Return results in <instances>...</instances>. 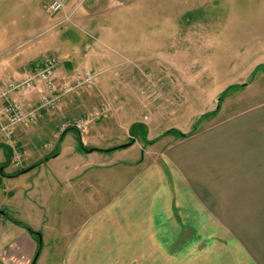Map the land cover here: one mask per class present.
Here are the masks:
<instances>
[{
	"label": "rangeland",
	"instance_id": "374dc122",
	"mask_svg": "<svg viewBox=\"0 0 264 264\" xmlns=\"http://www.w3.org/2000/svg\"><path fill=\"white\" fill-rule=\"evenodd\" d=\"M49 2L0 0V74L17 64L34 68L56 57L58 67L71 63L78 76L91 72L96 79L95 84L71 93L78 103L75 106L70 101L69 113L63 112L64 98L54 111L44 118L41 115L37 124L26 129L33 136L28 143L31 153L40 148L48 151L47 146L52 145L49 138H42L49 134L45 122L52 121L54 128L62 124L76 127L77 123L87 124L82 119L87 116L100 126L119 130L118 136L115 131L106 132V139L105 133L99 137L104 148L131 144L111 152L113 162H142L145 155L151 159L154 144L164 136L194 132L228 112L264 103V0H69L58 14L45 9ZM68 11L74 14H66ZM190 20L196 28L186 31ZM199 23L212 27L214 35L208 43L214 45L206 46L200 40L204 31L199 30ZM253 50L261 54L250 55ZM240 85L246 86L232 89ZM227 90L230 94L223 97ZM105 105L111 109L109 116L101 115ZM135 124L145 126L146 135L139 128L133 134ZM19 144L23 146V140H15L11 152L24 150ZM93 154L100 155L98 151ZM8 164H0V204L6 214L42 234L41 205L50 181L47 172L39 169L16 177ZM30 185L36 203L23 201ZM3 191L16 198L8 203ZM22 234H26L23 240ZM28 236L24 227L0 216V251L5 252L12 241L25 249L12 248L14 264H33L38 238H32L30 244ZM62 242L43 240L35 264H52Z\"/></svg>",
	"mask_w": 264,
	"mask_h": 264
},
{
	"label": "crops",
	"instance_id": "0c3cea01",
	"mask_svg": "<svg viewBox=\"0 0 264 264\" xmlns=\"http://www.w3.org/2000/svg\"><path fill=\"white\" fill-rule=\"evenodd\" d=\"M194 20L187 22L184 30H194ZM199 27L204 31L200 40L206 46L214 45L208 43L214 35L212 27L200 23ZM35 65L24 68L17 64L3 71L0 88L9 78L24 79L42 63ZM75 67L71 63L57 67L56 84L74 81L78 76ZM34 90L12 98L32 109L45 87L38 84ZM75 97H64L66 114L70 101L77 105ZM47 113L42 111V117ZM82 119L87 122L84 130L69 126L62 134L60 126L54 128L52 121L45 122L49 134L42 138L52 143L48 151L40 148L31 153L28 143L33 136L26 130L31 125L17 128L11 140V145L23 140L19 148L24 150L19 154L24 170L30 168L19 176L44 169L50 179L43 200L41 196L40 234L43 240H64L52 264H264V103L228 112L194 132H182L187 137L164 136L154 144L157 147L151 159L145 155L142 162H113L112 153L100 151L111 148H104L99 137L105 133L106 139V132L115 131L118 136L119 130L100 126L87 116ZM80 139L87 149H98L95 151L100 155L84 152ZM11 145L0 132V164L8 161L14 174ZM2 194L8 203L16 198L11 193ZM35 195L30 185L23 201L36 203ZM3 208L0 204L5 213ZM22 235L23 240L26 234ZM29 235L30 244L32 238H38ZM20 245L12 241L4 247L5 254L0 251L3 264L14 260L13 247L25 251Z\"/></svg>",
	"mask_w": 264,
	"mask_h": 264
},
{
	"label": "built area",
	"instance_id": "2783aa9c",
	"mask_svg": "<svg viewBox=\"0 0 264 264\" xmlns=\"http://www.w3.org/2000/svg\"><path fill=\"white\" fill-rule=\"evenodd\" d=\"M69 0H50L45 9L50 14H58L64 10ZM56 57H49L42 66L32 72L27 73L26 77L19 81H10L0 88V132H2L11 145V140L17 128L27 125H34L40 121L42 111H54L60 102L67 95L76 92L78 89L95 84L96 76L91 72H86L83 76H78L71 83L64 82L60 86L55 82V73L58 67ZM45 87V95L41 98L38 105L32 109L25 108L22 104L13 100L14 94H22L36 88L38 84ZM102 116L111 115V109L107 105L101 110ZM76 127L84 129L85 123H77ZM68 126L62 124L60 126V134L67 130ZM14 147L13 145H11ZM13 167L19 170L23 166V158L21 154L14 152ZM5 264H14L9 261Z\"/></svg>",
	"mask_w": 264,
	"mask_h": 264
},
{
	"label": "water",
	"instance_id": "95a60500",
	"mask_svg": "<svg viewBox=\"0 0 264 264\" xmlns=\"http://www.w3.org/2000/svg\"><path fill=\"white\" fill-rule=\"evenodd\" d=\"M220 105H218V109H219ZM81 148L84 150V152H94L96 149H87L84 145H83V141L82 139H80L79 141ZM131 144H126V145H122L120 146L121 149H127ZM0 214L6 216L10 221H12L13 223H15L16 225L22 226L24 227L31 235H35L38 237L39 242H38V250H37V254L34 260V263L36 262V260L39 258L41 251H42V247H43V238L42 235L38 232L33 231L30 227L26 226L25 224L18 222L16 220H14L13 218H11L10 216L6 215L3 211H0Z\"/></svg>",
	"mask_w": 264,
	"mask_h": 264
},
{
	"label": "trees",
	"instance_id": "16d2710c",
	"mask_svg": "<svg viewBox=\"0 0 264 264\" xmlns=\"http://www.w3.org/2000/svg\"><path fill=\"white\" fill-rule=\"evenodd\" d=\"M246 85H240V86H234L232 89H234V90H238L239 88H243V87H245ZM230 90H227L224 94H223V97H226L227 95H229L230 94ZM140 129V130H142V131H144V134L146 135V127L145 126H143V125H141V124H135L131 129H132V131L131 132H133V134H135V135H137L136 134V131H137V129ZM74 128H72V130H73ZM197 129H195L194 131H196ZM173 131V130H172ZM180 137H187L188 135H184V134H182V133H180V132H176ZM145 135H143L144 137H145ZM120 149V147H115V148H111V149H108V150H100L101 152H104V153H111V152H114V151H117V150H119ZM10 161H11V159H10ZM26 172V170H24V169H22V170H20V171H18V172H15L13 175L14 176H19V175H22L23 173H25ZM12 218V217H11ZM27 226V225H26ZM29 227V226H28Z\"/></svg>",
	"mask_w": 264,
	"mask_h": 264
}]
</instances>
